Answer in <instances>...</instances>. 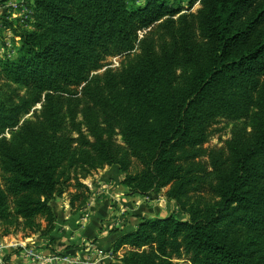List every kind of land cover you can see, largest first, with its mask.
<instances>
[{"label":"trees","instance_id":"16d2710c","mask_svg":"<svg viewBox=\"0 0 264 264\" xmlns=\"http://www.w3.org/2000/svg\"><path fill=\"white\" fill-rule=\"evenodd\" d=\"M136 1L26 0L30 21L2 20L19 44L0 57V236L51 241V202L83 209L81 181L115 167L185 218L125 232L120 264H264V0Z\"/></svg>","mask_w":264,"mask_h":264},{"label":"rangeland","instance_id":"374dc122","mask_svg":"<svg viewBox=\"0 0 264 264\" xmlns=\"http://www.w3.org/2000/svg\"><path fill=\"white\" fill-rule=\"evenodd\" d=\"M170 2L180 4L181 7H185V8L188 7V0H170ZM136 3H137V6H143L142 0H137ZM198 8H199L198 3H195L194 5H192V7L189 10L194 12ZM29 15H30V13H29V10H28L27 5H26V0H0V57L10 58L11 56H13L14 55L13 51L16 48V46L19 44L18 38L13 36L14 34L12 33L10 27L5 26V24L3 23L2 20L6 19V21L12 22L15 25L16 24L22 25L26 20L30 21ZM26 26H27V28H30V25H26ZM145 32L146 31L139 32L140 36L143 35ZM124 58L125 57L123 55L107 58L102 63L101 68L98 71L93 72L92 75H99V74H102L106 70H114V69L119 68L121 65V62L123 61ZM39 109H40V105H36L35 107H33L28 114L24 115L20 119L17 127L12 128V129H6L4 131V133L2 134L1 138L9 139L11 137L12 132L16 131L24 122L29 121V120H33L36 113H38ZM230 129H231V125L225 121H221L218 124H216L215 126H213L212 131H211L212 136H211L209 142L206 144V147H208V148H213V147L220 148V147H222L223 142L230 137ZM108 168H110V167H108ZM108 168L106 167L102 170H98L97 172L93 173L91 176H89V177H87L81 181L86 187H88L89 191L90 190L96 191L95 194H93V200L95 199V196L97 194L98 197L100 195L103 196L102 200L106 201L108 194H110L112 192L117 193L114 196V199L117 196L119 198H121L122 196L125 198H131L130 196H128L126 194L125 189L122 188L121 180H122L123 175L121 174L120 179H118V180L116 179V181L120 180V182L117 183L113 179H111L112 175H114V174H112L110 172V170H106ZM118 173L120 174L119 171H118ZM119 187L122 189L120 192L118 191L120 189ZM119 194H120V196H119ZM90 198H92L91 194L89 196V200H90ZM126 201H128L127 202L128 204L126 203V205H125V202L119 204L120 207L123 206L122 210L119 213H117V214L114 213V206H112V205L109 209L110 213L109 212L105 213V219L106 218L108 219L105 223H106V225H109V226H107L105 231H102V235H108V233L110 234L112 232H117L118 229L120 228V231L118 233L119 236L115 242V245H113V248H111L108 251L104 250V251H107V254L100 247H96V246L91 247V249L92 250L94 249V250L92 253L85 254L84 264H99V262L105 256H109V255H112L114 253L119 254V256H118V261H119L122 258V255L126 251L131 249L126 244H122V245L118 244V243H120V238L122 237V235L125 232L134 231L137 228V225L142 220L157 219V218L164 219V218L169 217V216H175V217H178V218L183 219V220L185 219L183 216L178 214L176 204L173 201H168L165 198L163 192L158 193V194H149L146 197H140V198L139 197H132V199H130V203H129V199H127ZM112 202H114L113 199H111V203ZM66 203H68V196L66 194H64L62 197H59V198H56L55 200H53L51 202V207H53L52 210L54 209L53 210L54 214H55V208L57 210L58 208L64 206ZM88 203H87V205H88ZM87 205L85 207H87ZM131 205L133 207L127 208L128 206H131ZM128 209L134 213L129 214L128 212H126V211H128ZM81 210L82 209L75 210V211L78 212ZM89 216H90L89 213L85 214V217H83V219H82L83 222L82 221H80V222L86 223L89 219ZM67 222H70V221H67ZM73 223H74V221L71 222V224H73ZM112 228L113 229L118 228V229L113 230V231L109 230ZM52 233L50 234V237H51ZM69 235H70V238L73 237L75 235V231H73ZM15 236H21L23 239L34 236L36 238L44 239V240H47V242H49L48 237H41L37 234L29 235L26 237L24 235H21V234L9 235V236H5V237H15ZM116 244L119 245L118 249L116 248L117 247ZM47 245H48V243H47ZM81 253H82V251H81ZM77 254H79V253H77ZM119 264H120V261H119Z\"/></svg>","mask_w":264,"mask_h":264},{"label":"crops","instance_id":"0c3cea01","mask_svg":"<svg viewBox=\"0 0 264 264\" xmlns=\"http://www.w3.org/2000/svg\"><path fill=\"white\" fill-rule=\"evenodd\" d=\"M106 170H110L114 174H111V179L117 183L120 182V180L116 181V179L118 180L121 177V173H118L117 168L110 167ZM121 190L120 188L118 191L120 192ZM90 192L92 198H90L87 207H84L81 211L71 210L68 203L57 210L55 208L57 220L55 230L51 235V241L47 242V240L34 236L24 239L21 236L0 237V264H84L85 254L92 253L94 250L91 247H100L103 251L113 248L119 236L120 228L109 229L112 231L118 229V231L102 235V231H105L107 226H109L105 223L108 220L107 218L105 219V213L109 212L111 205L114 206V213H119L123 208L119 204L125 202L126 205L127 199H129L130 203L132 197L125 198L122 196L123 198H119L117 196L114 199L117 193L112 192L108 194L107 199L105 198L106 201L102 200L103 196L100 195L98 197L97 194L93 200V194L96 191L90 190ZM111 199L114 202L111 203ZM131 207L133 206L131 205L127 208ZM126 212L129 214L134 213L129 209ZM87 213L90 215L88 221L81 223L80 221ZM73 221L74 223L71 224ZM73 231H75V235L70 238L69 234ZM116 248L118 249L119 247ZM107 251L104 252L107 254ZM118 256V253L105 256L99 264H119Z\"/></svg>","mask_w":264,"mask_h":264}]
</instances>
